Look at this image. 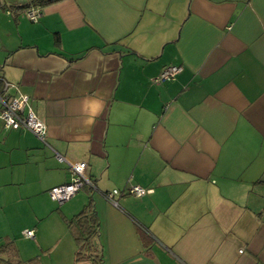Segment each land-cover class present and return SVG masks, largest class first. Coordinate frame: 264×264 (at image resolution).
I'll return each mask as SVG.
<instances>
[{
  "label": "crops",
  "instance_id": "crops-1",
  "mask_svg": "<svg viewBox=\"0 0 264 264\" xmlns=\"http://www.w3.org/2000/svg\"><path fill=\"white\" fill-rule=\"evenodd\" d=\"M32 1L0 0V92L46 128L0 119V245L77 264L92 204L103 264H264V0ZM66 162L92 184L53 205Z\"/></svg>",
  "mask_w": 264,
  "mask_h": 264
},
{
  "label": "built area",
  "instance_id": "built-area-1",
  "mask_svg": "<svg viewBox=\"0 0 264 264\" xmlns=\"http://www.w3.org/2000/svg\"><path fill=\"white\" fill-rule=\"evenodd\" d=\"M39 14V8H33L27 11L28 19L33 22L37 21ZM180 71L181 67H168L161 73V75H159L157 80L159 82L173 80ZM9 86L12 87L8 83L4 82L2 92H0V119L3 127L5 129L12 130L24 129L34 134L40 140H43L46 132L45 125L37 119L31 110L24 114V108L28 103V97L20 94L18 97H13L12 99L7 100L3 93L9 88ZM55 158L59 162L63 161V158L58 154H55ZM66 164L68 165L71 174L70 181L65 185L51 188L48 191L50 199L58 205L68 201L81 188L90 187L92 184L85 176L86 164L84 162H66ZM127 191L128 194L134 197H141L148 193V191L137 186H132ZM117 194L118 191L113 190L110 193H106L104 197L111 205L116 207L117 202L114 197ZM22 234L25 238H33L34 236L33 230L23 231Z\"/></svg>",
  "mask_w": 264,
  "mask_h": 264
},
{
  "label": "trees",
  "instance_id": "trees-1",
  "mask_svg": "<svg viewBox=\"0 0 264 264\" xmlns=\"http://www.w3.org/2000/svg\"><path fill=\"white\" fill-rule=\"evenodd\" d=\"M58 1L60 0H34L31 5L39 6L38 8L42 10ZM67 226L76 243L75 263L103 264L101 251L95 242L99 223L92 204L86 205L81 212L71 218ZM38 263L39 260L36 257L25 262V264ZM0 264H21L16 249L8 241L0 245Z\"/></svg>",
  "mask_w": 264,
  "mask_h": 264
},
{
  "label": "rangeland",
  "instance_id": "rangeland-1",
  "mask_svg": "<svg viewBox=\"0 0 264 264\" xmlns=\"http://www.w3.org/2000/svg\"><path fill=\"white\" fill-rule=\"evenodd\" d=\"M50 198V197H49ZM53 205H57V203L56 202H54V204Z\"/></svg>",
  "mask_w": 264,
  "mask_h": 264
}]
</instances>
